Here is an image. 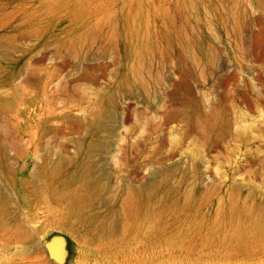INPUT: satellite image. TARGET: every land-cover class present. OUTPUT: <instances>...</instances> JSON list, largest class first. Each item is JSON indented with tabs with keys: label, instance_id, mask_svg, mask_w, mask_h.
Returning <instances> with one entry per match:
<instances>
[{
	"label": "rangeland",
	"instance_id": "obj_1",
	"mask_svg": "<svg viewBox=\"0 0 264 264\" xmlns=\"http://www.w3.org/2000/svg\"><path fill=\"white\" fill-rule=\"evenodd\" d=\"M0 264H264V0H0Z\"/></svg>",
	"mask_w": 264,
	"mask_h": 264
}]
</instances>
